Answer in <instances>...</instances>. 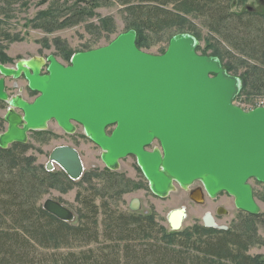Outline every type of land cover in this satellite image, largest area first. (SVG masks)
Here are the masks:
<instances>
[{
	"label": "water",
	"instance_id": "1",
	"mask_svg": "<svg viewBox=\"0 0 264 264\" xmlns=\"http://www.w3.org/2000/svg\"><path fill=\"white\" fill-rule=\"evenodd\" d=\"M137 37L130 29L106 45L75 53L69 65L55 55L15 67L0 63V100L10 104L0 147L28 143L31 131L45 130L52 120L70 133L78 123L102 149L108 168L116 170L120 160L135 156L159 197H167L175 182L189 187L201 180L212 197L228 192L238 209L260 214L251 180L264 184V106L245 110L234 103L246 80L229 73L220 58L200 54L192 34L172 36L163 54L141 49ZM22 75L38 93L32 102L10 98L6 90V78ZM157 141L162 150H149ZM55 164L72 180L83 175L72 146L52 150L46 169ZM43 207L63 221L75 219L59 201L47 199ZM130 207L139 210V200ZM184 220L185 210H174L171 230H180ZM206 224L215 226L212 220Z\"/></svg>",
	"mask_w": 264,
	"mask_h": 264
},
{
	"label": "trees",
	"instance_id": "2",
	"mask_svg": "<svg viewBox=\"0 0 264 264\" xmlns=\"http://www.w3.org/2000/svg\"><path fill=\"white\" fill-rule=\"evenodd\" d=\"M76 1L86 5L96 2ZM120 1L130 5L128 11L134 19L131 28L137 31L140 48L153 45L147 33H158L179 21L180 16L170 6L202 11L198 0ZM210 1L217 4L209 10L211 29L221 33V22H228L223 29L229 31L232 28L231 34L225 38L229 44L238 51L255 52L257 64L255 73L251 74L254 80L249 82L255 89L264 90V14L245 9L230 12L233 1L244 4L243 0H222V4ZM93 44H89L90 49ZM73 54L68 51L63 59L69 62ZM245 80L246 88L248 80ZM3 120L0 118V127ZM26 147L27 143H13L7 149L0 147V264H150L147 259H153L152 264H264V257L247 253L256 241L255 228L247 218L229 230L196 225L193 234L187 228L168 232L162 226V247L147 243L146 249H132V245L124 243L149 241L154 236L157 231L155 217L151 212L120 213L114 209L112 201L127 189L123 182L115 185L110 180L113 176L109 171L84 174L78 182L81 191L77 202L80 207L75 219L63 221L50 214L39 202L66 175L51 173L42 165L34 166V159L24 156ZM97 178L102 183L97 184ZM97 198L102 200L100 205ZM248 216L264 224V214ZM163 241L170 246L164 245ZM188 248L196 249L198 255L191 254Z\"/></svg>",
	"mask_w": 264,
	"mask_h": 264
},
{
	"label": "rangeland",
	"instance_id": "3",
	"mask_svg": "<svg viewBox=\"0 0 264 264\" xmlns=\"http://www.w3.org/2000/svg\"><path fill=\"white\" fill-rule=\"evenodd\" d=\"M216 2L222 4V0H216ZM243 2L244 4L233 1L230 12H240L243 9L250 10L248 7H251L250 11L264 14V2L261 0H243ZM204 3V1L198 0L202 11L189 7L170 6L180 16L179 21L176 25L164 27L158 33H147L146 35L151 38L149 42L153 45L142 49L152 54H162L167 50L172 36L180 33L192 34L200 42L199 52L220 58L225 67L228 66L230 69V71L228 70L229 73L245 77L244 79L247 78V87L236 97L235 103L246 110H252L262 105L264 103V90L255 89L254 84L251 83V80H254L251 74L255 73V64H257L255 52L238 51L229 44L225 38L231 34L232 28L229 31L223 29L228 22H221L219 26L221 33L211 29L208 16L211 11L209 10L215 8L217 4L213 5V1L210 0H206V3L209 4ZM129 7L130 5L123 4L120 0H96L94 5L78 3L76 0H0V63L5 64L4 61H7L5 65L13 67L20 60L34 57L48 58L49 55H55L61 62L67 64L68 62L63 59L66 52L76 53L89 50L91 43H94L92 49L98 48L106 45L119 34L132 29L134 19L133 14L128 11ZM232 26H235V23ZM249 77L250 79H248ZM16 84L19 86L15 87ZM27 85V80L24 77H8L6 79V90L10 98L18 94L30 101L36 98L38 94L32 93ZM9 106L8 102L0 100V118L4 119L2 127H0V134L6 131L8 126L4 117ZM46 130L49 132L32 131L29 133L28 147L24 151V156L33 158L34 166L42 165L46 169L52 150L57 146L70 145L80 154L84 166L83 175L92 169L97 174L106 172L104 170L105 164L101 158L102 149L82 135L84 131L80 126L75 134H59L58 132L61 130L58 128L57 122L53 120ZM13 152L19 153L17 150ZM138 168L136 159L127 157L121 161L119 172L123 171L128 177L135 179L142 176ZM52 172L64 173L67 179L60 178L59 184L51 188L50 192L41 199L39 205H44L47 199H53L61 202L76 216L77 209L80 207L77 202L78 192L81 191L78 183L80 179L71 183L67 174L58 164H55ZM97 182L100 184L102 180L97 178ZM251 184L255 199L261 207V214H264V184L255 179L251 180ZM67 185L68 187H66ZM135 197L142 200L140 212L148 210L154 214L157 231L149 241L132 240L124 243L132 245L134 250L146 249L145 244L147 243H157L161 247L163 246V233L160 231V227L163 226L168 232L172 231L167 221V215L172 209L187 206V217L183 222L182 229L187 228L191 234L194 233V226H204L202 216L209 206L208 203L184 202L180 199L178 191L162 198L154 195L147 186L145 190H137L124 196L115 197L117 199L112 201V206L120 213H127L128 204ZM225 200L226 204L221 207L227 210V214L218 215L219 223L230 226L231 229L246 218L249 219V224L255 228L254 239L256 238V241L247 253L251 256L264 257L263 222L250 218L248 216L250 213L238 209L233 196H229ZM101 203L102 200L97 198V204L100 205ZM220 204V201H216V205ZM100 218H102V214ZM193 237L196 238V235ZM163 243L170 246L165 241ZM171 247L176 250L180 249L177 246ZM188 251L198 255L196 249L188 248ZM147 262L152 264L151 262L154 260L147 259Z\"/></svg>",
	"mask_w": 264,
	"mask_h": 264
},
{
	"label": "flooded vegetation",
	"instance_id": "4",
	"mask_svg": "<svg viewBox=\"0 0 264 264\" xmlns=\"http://www.w3.org/2000/svg\"><path fill=\"white\" fill-rule=\"evenodd\" d=\"M261 2H264V0H261ZM252 9V8H251ZM253 13H255V11H253ZM112 41V40H111ZM110 41V42H111ZM109 42V43H110ZM108 44V43H107ZM168 48V47H167ZM199 48V47H198ZM95 49V48H94ZM142 49V48H141ZM90 50H92V49H90ZM86 51H89V50H86ZM80 52H83V51H80ZM77 53V52H76ZM75 54V53H74ZM73 54V55H74ZM163 54V53H162ZM200 54H203V53H201L200 52ZM72 55V56H73ZM204 55V54H203ZM206 55H208V54H206ZM45 58V57H44ZM45 59H47V58H45ZM71 59H72V57H71ZM71 59H70V61L66 64V65H69L70 64V62H71ZM25 60V59H24ZM21 61V60H20ZM18 63V62H17ZM16 63V64H17ZM63 63V62H62ZM6 64V63H5ZM65 64V63H64ZM224 66H225V64H223ZM16 66V65H15ZM15 66H13V67H15ZM48 62L46 63V65L43 67V70H42V73H44V74H46L47 72H48ZM20 77H24L23 75L22 76H20ZM19 77V78H20ZM25 78V77H24ZM7 79V78H6ZM26 79V78H25ZM27 80V79H26ZM27 84H28V81H27ZM15 87H18L19 86V84H16V85H14ZM27 87H28V85H27ZM21 88V87H20ZM27 89V88H26ZM28 89H30L29 87H28ZM31 90V89H30ZM243 90V89H242ZM31 92L33 93V92H35V91H33V90H31ZM35 93H37V92H35ZM242 93V91L239 93V94H241ZM38 94V93H37ZM18 95H20V94H18ZM22 96V95H21ZM23 97V96H22ZM24 98V97H23ZM25 99V98H24ZM25 100H27V99H25ZM33 100H35V98L33 99ZM32 100V101H33ZM236 100V99H235ZM235 100H234V103H235ZM27 101H29V102H32V101H30V100H27ZM9 103V102H8ZM236 104V103H235ZM236 105H238V104H236ZM238 106H240V105H238ZM260 106H264V105H260ZM242 107V106H241ZM259 107V106H258ZM243 108V107H242ZM17 110V112H19V113H22V111L20 110H18V109H16ZM246 110V109H245ZM5 118V117H4ZM53 121V120H52ZM49 124H50V122H49ZM49 126V125H48ZM57 126H58V128L61 130V132H58L59 134H75L76 132H77V130L79 129V126L82 128V130L84 131L83 132V136L85 137V138H88L89 140H91L88 136H87V134H86V132H85V129H84V127L82 126V125H80V124H78V123H75V131L74 132H72V133H70V132H67L65 129H63L61 126H59L58 125V123H57ZM48 128V127H47ZM46 128V129H47ZM42 130V131H37V132H49V131H47V130ZM32 132V131H31ZM30 132V133H31ZM33 132H35V131H33ZM52 133V132H51ZM52 135L53 136H55V134L54 133H52ZM92 141V140H91ZM93 142V141H92ZM70 146V145H69ZM155 148H160L161 149V145H160V143L157 141V142H154L153 143V145L149 148V150H154ZM162 150V149H161ZM51 155V154H50ZM128 157H134L135 159H136V162H137V165H138V167H139V164H138V161H137V158L135 157V156H133V155H131V156H128ZM127 158V157H126ZM49 159H50V157H49ZM125 159V158H124ZM124 159H122V160H124ZM122 160H120V162H119V168L118 169H116V170H112V169H110V168H108L106 165H105V168H104V170L105 171H109L111 174H112V179H110V180H112L113 181V183L115 184V185H119V184H121V182H123V184L125 185V187H126V189L127 190H125V192L123 193V196L126 194H130V193H132V192H135V191H142V190H145L146 188H147V186H149V188L151 189V185H150V181L146 178V176H145V174H144V172L142 171V169L139 167L138 169L140 170V172L142 173V176L141 177H139V178H135V179H133V178H130V177H128V175L125 173V172H119V169H120V167H121V161ZM105 164V163H104ZM47 165V164H46ZM47 170V169H46ZM63 170V169H62ZM94 169H92V171H93ZM48 171V170H47ZM64 171V170H63ZM49 172H52V171H49ZM65 172V171H64ZM66 173V172H65ZM67 174V173H66ZM83 176L84 175H82V177L80 178V180L83 178ZM67 177H68V179L69 180H71V181H75V180H72L68 175H67ZM115 180V181H114ZM113 184V185H114ZM147 184V185H146ZM86 186H89V184L88 183H86L85 184ZM152 191V190H151ZM176 191H178V193H179V197H180V199H182V200H184V202H190V203H196V204H203L204 202L205 203H208V208H207V210H206V212L204 213V215L202 216V222H203V225L205 226V227H212V228H216V229H221V230H229L230 229V226H227V225H222V224H220L219 223V218H218V215H222V214H219V212H223V211H225V213H223V214H227V210L225 209V208H223V207H221L222 205H225L226 204V198H228L229 196H232L231 194H229L228 192H222V193H220L219 195H217L216 197H212L210 194H209V192L207 191V189H206V187H205V185H204V183L201 181V180H197V181H195L194 183H192L189 187H183L180 183H178V182H175L174 183V188H173V190H171V192H170V194L172 193V192H176ZM153 192V191H152ZM153 194H154V192H153ZM169 194V195H170ZM154 195H156V194H154ZM168 195V196H169ZM157 196V195H156ZM167 196V197H168ZM234 197V196H233ZM254 197H255V195H254ZM163 198V197H162ZM164 198H166V197H164ZM134 199H138L139 200V202H140V208H139V210H137V211H133L132 209H131V207H130V204H131V202L134 200ZM216 201H220V205H216ZM229 202V201H228ZM234 202H235V198H234ZM189 204V203H188ZM236 205V204H235ZM141 207H142V200L140 199V198H137V197H135V198H133V199H131L130 200V202H129V204H128V212H139V213H141V214H145V213H150V211H148V210H144L143 212H140L142 209H141ZM237 207V206H236ZM176 209H184L185 210V219H186V217H187V206H182L181 208H175V209H172L169 213H168V215H167V221H168V224H169V218H170V215H171V213L174 211V210H176ZM259 215V214H258ZM256 216V215H255ZM207 220H212L213 221V223L215 224V226H207V224H206V221ZM185 221V220H184ZM169 227H170V224H169Z\"/></svg>",
	"mask_w": 264,
	"mask_h": 264
},
{
	"label": "built area",
	"instance_id": "5",
	"mask_svg": "<svg viewBox=\"0 0 264 264\" xmlns=\"http://www.w3.org/2000/svg\"><path fill=\"white\" fill-rule=\"evenodd\" d=\"M262 105H264V103Z\"/></svg>",
	"mask_w": 264,
	"mask_h": 264
}]
</instances>
